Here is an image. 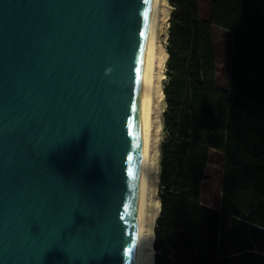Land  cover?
Segmentation results:
<instances>
[{"label":"water","instance_id":"water-1","mask_svg":"<svg viewBox=\"0 0 264 264\" xmlns=\"http://www.w3.org/2000/svg\"><path fill=\"white\" fill-rule=\"evenodd\" d=\"M152 0H0V264H135Z\"/></svg>","mask_w":264,"mask_h":264},{"label":"trees","instance_id":"trees-1","mask_svg":"<svg viewBox=\"0 0 264 264\" xmlns=\"http://www.w3.org/2000/svg\"><path fill=\"white\" fill-rule=\"evenodd\" d=\"M154 264H264V0H171ZM231 33L227 89L216 85L213 28ZM211 151L221 196L200 201Z\"/></svg>","mask_w":264,"mask_h":264},{"label":"bare ground","instance_id":"bare-ground-1","mask_svg":"<svg viewBox=\"0 0 264 264\" xmlns=\"http://www.w3.org/2000/svg\"><path fill=\"white\" fill-rule=\"evenodd\" d=\"M168 0H152L149 18V61L147 74V130L141 163V183L138 195L135 264H154L155 222L160 215L158 197L159 134L163 126L162 112L165 107L163 92L164 67L168 51L159 41L160 24L170 13Z\"/></svg>","mask_w":264,"mask_h":264},{"label":"rangeland","instance_id":"rangeland-1","mask_svg":"<svg viewBox=\"0 0 264 264\" xmlns=\"http://www.w3.org/2000/svg\"><path fill=\"white\" fill-rule=\"evenodd\" d=\"M170 7V13L167 20L160 24L159 31V41L165 49L168 51L170 45V28L173 21V12L175 7L171 0H168ZM199 6V17L202 19H208L209 16V0H198ZM213 43L216 56V85L221 89H227V78H228V67L227 63L230 60L231 51V33L219 28H213ZM164 78L162 79L163 86L167 81V66L165 62ZM166 106V103H165ZM165 109V107H164ZM164 112V110H163ZM163 112H162V122H163ZM165 136L163 126L159 134V144H158V165L160 171V145ZM222 154L219 152L211 151L209 156V161L206 166L205 178L202 183L201 189V201L213 208L219 206L220 196H221V173H222ZM158 197L160 193V185L158 181ZM160 226V223L155 222V228ZM249 243L255 250L262 248L264 243V235L261 232H251V236H246Z\"/></svg>","mask_w":264,"mask_h":264},{"label":"crops","instance_id":"crops-1","mask_svg":"<svg viewBox=\"0 0 264 264\" xmlns=\"http://www.w3.org/2000/svg\"><path fill=\"white\" fill-rule=\"evenodd\" d=\"M200 201H201V197H200ZM202 202V201H201ZM202 204H204L203 202H202ZM206 205V204H205ZM208 206V205H207Z\"/></svg>","mask_w":264,"mask_h":264}]
</instances>
